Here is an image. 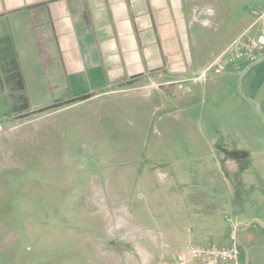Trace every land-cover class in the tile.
Here are the masks:
<instances>
[{
    "label": "crops",
    "instance_id": "1",
    "mask_svg": "<svg viewBox=\"0 0 264 264\" xmlns=\"http://www.w3.org/2000/svg\"><path fill=\"white\" fill-rule=\"evenodd\" d=\"M263 11L264 0H0V88L11 105L10 115H0L6 129L0 136V179L3 169L12 167L6 148L16 147V138L43 150L27 151L30 158L43 154L50 182L67 168L69 143L72 166L84 142L91 141L94 149L116 135L127 144L126 158H136L132 143L141 133L126 128L129 122L144 129L152 128L159 111L166 117L178 112L185 117L196 94L210 93L218 89L216 84L238 76L242 62L225 57L221 74L197 78L238 38L264 34V23L253 15ZM92 79L96 84L82 89ZM152 170L141 169L138 175L148 187L160 186L164 172ZM174 175L179 177L174 190L181 199L187 197L182 188L194 190L195 170L185 168ZM68 184L66 177L59 178L54 185L60 199L46 194L49 209L40 216L66 219L68 200L61 195ZM75 195L98 235L92 253L111 254L116 264L172 263L195 244L192 230L180 218L177 225L163 223V238L141 229L124 205H115L95 174ZM4 200L1 195L0 206L8 204ZM248 222L238 223L245 228ZM251 228L237 229L241 262L264 264V238ZM4 233L0 224L1 240ZM114 239L119 247L113 246ZM0 248L3 254L12 251H4L2 241Z\"/></svg>",
    "mask_w": 264,
    "mask_h": 264
},
{
    "label": "rangeland",
    "instance_id": "2",
    "mask_svg": "<svg viewBox=\"0 0 264 264\" xmlns=\"http://www.w3.org/2000/svg\"><path fill=\"white\" fill-rule=\"evenodd\" d=\"M261 61L264 58L247 68ZM237 72L231 81L216 84L217 90L196 94L185 117L180 112L166 117L159 111L152 128L144 129L129 122L126 128L141 133L133 138L138 141L132 143L136 158H126L127 144L116 135L94 149L91 141L84 142L77 152L81 158L72 166L69 143L67 168L50 182L43 154L30 158L27 151L41 148L16 138V147H5L12 167L3 169L0 179V196L9 204L0 206L5 232L0 244L2 241L4 251L6 247L12 250L3 254L0 248V264H116L111 254L92 253L98 235L78 204L81 198L75 195L89 185L93 174L113 195L115 205H124L141 229H150L160 238L165 237L163 223L177 225L176 218L192 230L193 245L226 248L231 224L243 230L254 221L261 225L248 231L264 238V63L250 72L243 68ZM96 82L85 80L82 89L89 91ZM9 106V98L0 88V115H10ZM157 167L164 172L163 184L148 187L138 173ZM185 168L194 169L196 175L192 177L194 190L184 186L181 194L189 195L181 199L174 190V182L179 180L174 172ZM63 177L69 181V190L61 195L68 200L67 217L63 222L48 220L40 216L50 205L45 195L51 192L58 198L61 191L54 184ZM154 187L158 195L151 193ZM240 221H249L244 224L247 227ZM115 241L113 246L119 247Z\"/></svg>",
    "mask_w": 264,
    "mask_h": 264
},
{
    "label": "built area",
    "instance_id": "3",
    "mask_svg": "<svg viewBox=\"0 0 264 264\" xmlns=\"http://www.w3.org/2000/svg\"><path fill=\"white\" fill-rule=\"evenodd\" d=\"M257 21L264 23V11L261 13L254 12ZM233 54L231 57L230 54ZM242 62V66L237 68L245 71L248 66L260 61L264 58V34L258 36L257 39L238 38L235 40L231 48L227 49L220 57L215 59L205 70L200 72L197 78L206 76L209 73L215 75L221 74L225 67L223 58ZM6 132L4 127L0 125V136ZM261 225L259 221H254L251 226ZM237 228L231 224L229 235L230 244L226 248H216L214 246L191 245L184 252L180 253L174 262L163 264H243L241 262V253L239 242L237 240Z\"/></svg>",
    "mask_w": 264,
    "mask_h": 264
}]
</instances>
